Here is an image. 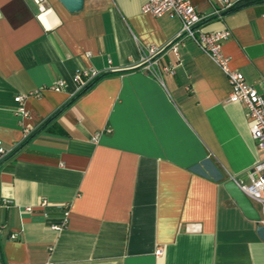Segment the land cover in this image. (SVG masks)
Instances as JSON below:
<instances>
[{
    "label": "crops",
    "instance_id": "crops-1",
    "mask_svg": "<svg viewBox=\"0 0 264 264\" xmlns=\"http://www.w3.org/2000/svg\"><path fill=\"white\" fill-rule=\"evenodd\" d=\"M145 2L0 0V145L37 131L0 160V264H264L257 223L224 187L264 160L246 107L193 40L169 48L181 20ZM192 3L202 30L231 31V68L264 93V0ZM150 45L165 48L151 65ZM83 70L106 75L52 118Z\"/></svg>",
    "mask_w": 264,
    "mask_h": 264
},
{
    "label": "built area",
    "instance_id": "built-area-1",
    "mask_svg": "<svg viewBox=\"0 0 264 264\" xmlns=\"http://www.w3.org/2000/svg\"><path fill=\"white\" fill-rule=\"evenodd\" d=\"M38 6L39 10L45 11L46 0H33ZM224 6L221 10H225L232 6L228 0H223ZM142 12L151 14L156 17L168 14L170 16H177L182 22L180 31L169 42V48L175 53H179L180 45L185 39L193 40L200 50L207 54L220 68L221 71L227 76L231 85V92L229 101L238 102L245 105L247 110V116L250 120V132L256 142L257 146L264 149V93H260L256 87L249 83L245 79V75L230 66V59L223 52V42L231 36V31L228 28L205 31L200 27L202 17L193 5L192 0H147L142 5ZM165 48L156 46H147L144 50L143 62L149 65L155 62V57L162 52ZM100 75L96 70H83L77 72L73 76L74 82L78 85V89H82L88 84L90 80ZM66 86L65 80H59L51 86L55 91L62 90ZM39 90L33 91L30 95H40ZM27 95H19L15 98L16 102L20 104L19 112L24 116L27 115V110L24 106V99ZM27 136V135H26ZM12 149L4 148L0 145V160H3L5 156L11 153ZM242 191L248 196V198L254 203L260 214H264V160L258 161L252 169L248 172V181L240 182L236 180ZM5 205H8L7 200L4 201ZM41 206L49 205L48 202L42 201ZM26 211L31 212L32 207L26 206ZM68 211L65 214L68 216ZM263 222L264 218L262 217ZM62 225H55L53 229L61 231ZM13 238L16 235H12ZM158 254H161V250H157ZM52 264V263H47Z\"/></svg>",
    "mask_w": 264,
    "mask_h": 264
},
{
    "label": "water",
    "instance_id": "water-1",
    "mask_svg": "<svg viewBox=\"0 0 264 264\" xmlns=\"http://www.w3.org/2000/svg\"><path fill=\"white\" fill-rule=\"evenodd\" d=\"M59 2L69 12L75 13L81 11L84 7L85 0H59ZM224 14V12H222ZM224 187L227 190V194L236 201L238 207L241 208L244 215L257 223V234L264 241V222L262 215L254 205V203L248 198V196L242 191L238 183L234 178L229 179L224 183Z\"/></svg>",
    "mask_w": 264,
    "mask_h": 264
},
{
    "label": "trees",
    "instance_id": "trees-1",
    "mask_svg": "<svg viewBox=\"0 0 264 264\" xmlns=\"http://www.w3.org/2000/svg\"><path fill=\"white\" fill-rule=\"evenodd\" d=\"M256 1H263V0H247V2H243L239 5H234L232 6L231 8H229L228 10H225L223 11L224 13H227V12H230L234 9H237V8H240L246 4H249L251 2H256ZM106 74H100V75H97V77L93 78L92 80H90L88 82V84L86 86H84L82 89H80L78 91V93L69 101V103H67L65 106H63L62 108H60L58 110V112L56 114H54L52 116L53 117H56L64 108L68 107L71 103H73L74 101H76L79 97H81L83 94H85L86 92L89 91V89H91L102 77H104ZM35 132L37 131H32V132H29L27 134V136L25 137V140L19 144L18 146L14 147L11 151V153H9L7 156H12L13 154H15L17 151H19L27 142H29L31 140V138L36 134Z\"/></svg>",
    "mask_w": 264,
    "mask_h": 264
},
{
    "label": "rangeland",
    "instance_id": "rangeland-1",
    "mask_svg": "<svg viewBox=\"0 0 264 264\" xmlns=\"http://www.w3.org/2000/svg\"><path fill=\"white\" fill-rule=\"evenodd\" d=\"M256 206H257V204H256ZM262 217L264 218V214H262Z\"/></svg>",
    "mask_w": 264,
    "mask_h": 264
}]
</instances>
